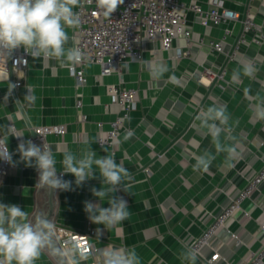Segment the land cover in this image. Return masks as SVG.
Masks as SVG:
<instances>
[{"label":"crops","instance_id":"obj_1","mask_svg":"<svg viewBox=\"0 0 264 264\" xmlns=\"http://www.w3.org/2000/svg\"><path fill=\"white\" fill-rule=\"evenodd\" d=\"M181 1L208 8L214 0ZM220 1L237 11L240 18L205 26L194 11L185 9L192 38L187 41L178 37L168 50L159 40L145 42L142 59H129L121 75H101V66L90 63L86 66L87 82L78 85L68 66L57 60L32 57L24 70L0 71V135L5 134L10 122L24 140H29L35 126L64 124V134L47 136L58 161V176L62 173L59 161L63 151L79 154L87 147L85 139L95 141L90 147L98 157L106 156L107 149L130 172V179L123 182L128 191L121 185L112 194L128 203L131 215L122 224L108 230L104 225L92 223L84 211L85 201L105 208L110 206L107 199L101 201L91 192L92 188L103 187V178L95 169L93 178L82 186H76L72 174L63 175L64 180L72 182L74 190L55 191L53 223L73 230L103 229V235L95 238L98 248L110 244L135 247L142 264H162V261L163 264H188L182 259V253L192 251L195 238L262 168L264 121L252 116L244 89L250 88L251 95L259 93L264 97V0ZM247 12L258 28L246 32V41L239 43L243 33L240 19ZM68 34L67 47H72L75 29H69ZM260 34L263 38L257 42ZM219 40H223L224 51L211 47L212 42ZM180 51L185 53L180 56ZM247 60L258 69L255 77H243L241 84H231L233 70ZM146 61L163 63L169 69L158 87L149 77ZM173 76L175 81L170 79ZM17 80H22V84L16 85ZM118 82L138 89L137 107L126 119L119 138L112 145H100L98 123L103 122V128H109L119 112V105L108 90L109 84ZM28 90L36 97L32 104L24 98ZM79 97L83 100L81 110L87 114L85 120L78 112ZM214 103L227 105L230 134L238 141L239 155L233 167L225 166V153L221 152L216 154L207 172L194 171L195 155L205 150L215 154L211 137L199 134L194 127L199 123L196 120L199 112ZM125 132L133 133L127 141L123 139ZM19 142L14 135H9L7 143L17 167L0 184V203L20 206L28 212L29 220H34L41 213L47 194L37 185L36 168L20 161L16 152ZM263 222L264 181L214 236L213 247L205 246L196 254L195 264H243L263 243ZM214 248H218L221 257L211 263L208 260ZM36 264H56V259L46 251Z\"/></svg>","mask_w":264,"mask_h":264},{"label":"clouds","instance_id":"obj_2","mask_svg":"<svg viewBox=\"0 0 264 264\" xmlns=\"http://www.w3.org/2000/svg\"><path fill=\"white\" fill-rule=\"evenodd\" d=\"M124 4V0H96L97 8L105 18H109ZM80 5V0H0V62L12 57L14 50L23 48L33 59L57 60L62 65L75 66L88 60L80 48L67 47L70 36L69 29L80 25V15L74 11ZM149 77L155 86H159L165 73L169 71L163 63L145 62ZM258 69L251 60L241 63L232 72L230 83L239 85L243 77H255ZM175 81L176 77H170ZM249 100V111L257 121H264V97L259 93L251 95L250 88L244 89ZM25 100L32 104L36 97L31 90L25 95ZM175 106H173L174 108ZM231 117L224 103H214L202 109L196 116L197 132L211 137L215 154L205 150L193 158L194 171L207 172L216 159V154L225 153L224 164L233 167V161L239 155L238 141L230 134ZM234 124L237 122H233ZM16 135L10 126L5 128V134L0 135V161L15 166L14 153L9 151L8 137ZM132 132H125V141L132 137ZM223 135V140L221 136ZM95 141L85 139L86 148L79 154L70 150L62 153L61 175H57V159L51 145L38 146L32 140L20 139L16 152L20 161L27 167H35L38 172L37 185L49 192L56 190L69 191L72 182L63 179V174H72L76 186L94 176V169L103 178L100 190L91 189L92 194L101 201L107 199L109 207H101L99 203L84 202V211L89 220L106 229H113L123 221L128 220L131 213L128 203L123 197L113 196L121 185L128 191L123 182L130 179V172L121 161L117 163L115 155L109 153L98 157L90 145ZM103 229L97 228V238L103 235ZM48 252L55 257L56 264H86L95 259L96 264H142V259L135 247H120L108 245L98 250L90 251L78 242L65 241L63 244L56 239V229L47 213H39L34 220H29V214L15 204L0 203V264H36L41 256ZM182 259L188 264H195L196 254L193 251L182 253ZM163 264V261H162Z\"/></svg>","mask_w":264,"mask_h":264},{"label":"built area","instance_id":"obj_3","mask_svg":"<svg viewBox=\"0 0 264 264\" xmlns=\"http://www.w3.org/2000/svg\"><path fill=\"white\" fill-rule=\"evenodd\" d=\"M185 9L194 11L199 22L205 26L218 25L228 19L240 18L237 11L225 7L220 0H214L208 8H204L199 3L186 5L181 0H124V4L117 8L110 19L99 14L100 10L97 8L96 0H80V5L74 9L80 15V25L75 28L74 46L85 52L88 60L79 65L68 66L70 73L75 77L78 85L87 82L86 66L90 63H97L101 66V75L112 73L121 75L129 59H142L145 42L159 40L162 47L168 50L172 48L175 39L178 37H183L189 41L193 31L187 23ZM240 20L243 25V33L238 42L242 43L246 41V32L255 30L258 25L249 12ZM262 38L263 35L260 34L256 41L259 42ZM238 46L239 44H237L236 49ZM211 47L214 50L224 51L223 40L212 42ZM184 53L180 51L179 55ZM30 58L31 56L23 48H18L14 50L11 58L0 62V71L17 72L24 70L28 68ZM224 72L225 70L221 74ZM15 84L21 85L22 80H17ZM108 90L113 101L119 105V112L115 119L110 122L109 128L104 129V123H98L100 133L97 141L100 145H112L119 138L126 119L137 107L138 89L136 87H129L118 82L109 84ZM82 105L83 100L79 97L77 99L78 112L81 119L85 120L87 114L81 110ZM9 126L18 135L15 124L10 122ZM34 130L38 137L30 136L29 140L35 144L39 140L42 145H49L47 136L49 134H64L66 127L64 124H44L35 126ZM15 138L20 141V138L16 136ZM15 167H17V163L13 166L0 161V184L3 178ZM263 181L264 165L247 182L246 186L232 197L229 204L215 217L214 221L195 238L191 244V250L195 254H200L205 246L213 247L214 236L227 224L243 200L250 197ZM53 224L59 243L63 244L65 241L78 242L80 246L94 252L101 249L95 245L96 230L94 228L73 230L62 224ZM262 228L264 230V222ZM234 237L239 240L237 234ZM214 249L215 252L208 260L211 263L221 257L218 248ZM86 264H96V261L91 259ZM243 264H264V239L261 247L252 251Z\"/></svg>","mask_w":264,"mask_h":264},{"label":"water","instance_id":"obj_4","mask_svg":"<svg viewBox=\"0 0 264 264\" xmlns=\"http://www.w3.org/2000/svg\"><path fill=\"white\" fill-rule=\"evenodd\" d=\"M33 131L34 132H33L32 136L34 138H37L38 137L37 132L35 130H33ZM37 144H38V146H41V147L43 146L39 140H37ZM46 194H47V200H46L44 207L41 209V212L47 213L49 216V219L52 220L53 214H54V207H55V201H54L55 192H49L46 190Z\"/></svg>","mask_w":264,"mask_h":264}]
</instances>
